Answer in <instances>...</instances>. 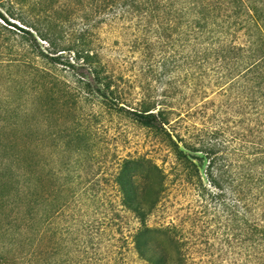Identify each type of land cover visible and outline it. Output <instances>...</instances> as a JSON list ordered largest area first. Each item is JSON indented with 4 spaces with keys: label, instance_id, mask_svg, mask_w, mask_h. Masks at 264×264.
<instances>
[{
    "label": "rangeland",
    "instance_id": "rangeland-1",
    "mask_svg": "<svg viewBox=\"0 0 264 264\" xmlns=\"http://www.w3.org/2000/svg\"><path fill=\"white\" fill-rule=\"evenodd\" d=\"M69 1L0 0V10L15 25L0 19V109L27 107L39 128L52 123L62 126L63 136L69 133V172L60 175L69 176V264H151L134 248L143 223L122 205L117 186L124 163L137 159L145 164L127 163L128 181L144 187V178L152 183L168 177L160 205L146 220L148 227L164 230L150 232L145 241L165 250L170 264H261L246 241L243 221L233 220L231 191L220 201L200 197L175 171L170 149L133 115L148 104L169 107L191 115L189 125L202 127L214 123L208 118L225 116L219 110L229 111L222 84L208 74L191 77L196 65L186 66L178 34L169 37V25L178 20L164 3L179 0H159L160 10L125 19L111 9L91 16ZM236 34L246 42L245 29ZM89 49L118 94H99L90 85L87 68L76 58ZM53 57H60L59 63ZM42 107L54 113L50 121L43 119ZM190 155L203 172L201 155ZM204 183L209 185L207 178ZM238 206L241 219L244 208ZM8 215L3 212V221ZM8 242L0 233V245Z\"/></svg>",
    "mask_w": 264,
    "mask_h": 264
},
{
    "label": "trees",
    "instance_id": "trees-1",
    "mask_svg": "<svg viewBox=\"0 0 264 264\" xmlns=\"http://www.w3.org/2000/svg\"><path fill=\"white\" fill-rule=\"evenodd\" d=\"M161 2L69 1L70 5L84 7L91 16L108 9L117 11L121 14L119 19L130 18L133 12L147 15L152 7L160 10ZM164 4L169 9L167 14L178 20L175 26L169 25V37L178 34L186 66L196 65L190 76L201 78L208 74L217 86L222 84L228 93L225 104L229 111L219 110L225 116L208 118L214 123L210 126L206 122L202 127L189 125L191 115L184 116L169 107L148 104L133 115L170 149L175 171L195 185L200 197L220 201L225 190L231 191L234 199L228 207L235 210L233 220L243 221L246 241L264 264V1L179 0ZM0 19L15 26L1 10ZM244 29L247 40L242 43L236 33ZM77 54V60L88 70L94 91L118 94L104 75L98 55L90 49L83 56ZM53 61L59 63L60 57H53ZM196 92L195 95L201 94ZM41 112L45 121L54 115L43 107ZM29 115L30 109L21 105L0 109V233L9 241L0 245V264H69V220H65L69 176H60L61 172H69V133L63 136L62 126L52 123L43 130ZM73 136L81 135L77 132ZM60 139L66 142L59 143ZM45 142H49L50 149L41 147ZM190 153L200 154V160L206 162L203 172ZM132 162L136 167L145 164L140 159ZM132 162L126 161L122 166L117 186L122 205L143 223L134 235V248L151 264H170L165 250L153 249L145 241L150 232L164 230L148 227L146 220L160 205L168 177L162 175L152 183L144 178V187L136 185L125 175L127 163ZM204 176L209 185L204 183ZM222 203L225 205L226 201ZM239 204L244 208L241 219L236 211ZM5 211L9 215L3 221ZM166 230L171 233V227Z\"/></svg>",
    "mask_w": 264,
    "mask_h": 264
}]
</instances>
